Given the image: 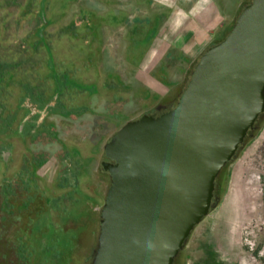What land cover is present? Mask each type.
Returning <instances> with one entry per match:
<instances>
[{"label":"rangeland","instance_id":"rangeland-1","mask_svg":"<svg viewBox=\"0 0 264 264\" xmlns=\"http://www.w3.org/2000/svg\"><path fill=\"white\" fill-rule=\"evenodd\" d=\"M252 1L0 0V254L95 264L105 145L128 121L173 109ZM151 81L160 101L146 98ZM174 264H264V110Z\"/></svg>","mask_w":264,"mask_h":264},{"label":"water","instance_id":"water-1","mask_svg":"<svg viewBox=\"0 0 264 264\" xmlns=\"http://www.w3.org/2000/svg\"><path fill=\"white\" fill-rule=\"evenodd\" d=\"M263 110L264 0H253L202 54L173 109L128 121L105 145L114 162H103L112 185L95 264H174Z\"/></svg>","mask_w":264,"mask_h":264},{"label":"flooded vegetation","instance_id":"flooded-vegetation-1","mask_svg":"<svg viewBox=\"0 0 264 264\" xmlns=\"http://www.w3.org/2000/svg\"><path fill=\"white\" fill-rule=\"evenodd\" d=\"M169 1H173V0H169ZM152 114H154V113H152ZM154 115H158V114H154ZM104 161L113 162L114 160L107 157V159ZM73 251H74L73 248H71V252H73ZM92 254L95 255V252ZM94 255H91V256H94ZM55 258H57V260H55V264H67L66 257L64 256V254H62L61 256L58 255ZM91 259H92V261L89 264H94V262H93L94 257H91ZM18 261H19V256L15 252L8 254L7 252L3 251V253L0 254V264H4V263L5 264H17ZM79 263H80V261L78 262V264Z\"/></svg>","mask_w":264,"mask_h":264},{"label":"crops","instance_id":"crops-1","mask_svg":"<svg viewBox=\"0 0 264 264\" xmlns=\"http://www.w3.org/2000/svg\"><path fill=\"white\" fill-rule=\"evenodd\" d=\"M187 3H188V0L186 1L185 0V2L182 4V6H185V5H187ZM154 77H156V73L154 74ZM157 78V77H156ZM150 84L151 85H147V83H146V85H144L145 86V88H143V89H145L146 90V93H147V96H146V98H149V97H151V98H154L155 100H156V102L157 101H160L164 96H166L165 95V92H163L162 91V88H161V86H160V84H158V83H156V82H150ZM167 87H168V89L171 87V86H168V84H167V82H165L164 83ZM142 84H140L139 85V87L141 86ZM151 86V87H150ZM136 87V88H133L132 89V94L134 95L135 93H137L138 92V90L140 89V88H142V87ZM171 89V88H170ZM163 92V93H162ZM170 92V91H169ZM173 94V93H172Z\"/></svg>","mask_w":264,"mask_h":264},{"label":"trees","instance_id":"trees-1","mask_svg":"<svg viewBox=\"0 0 264 264\" xmlns=\"http://www.w3.org/2000/svg\"><path fill=\"white\" fill-rule=\"evenodd\" d=\"M4 64L3 63H1V61H0V66H3ZM1 124H2V122H0V128H1ZM1 132V131H0Z\"/></svg>","mask_w":264,"mask_h":264}]
</instances>
